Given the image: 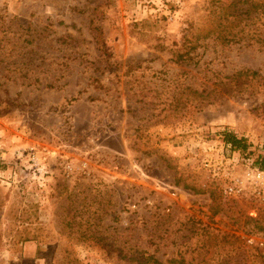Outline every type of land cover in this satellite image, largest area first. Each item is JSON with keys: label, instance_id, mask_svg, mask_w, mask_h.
I'll return each instance as SVG.
<instances>
[{"label": "rangeland", "instance_id": "1", "mask_svg": "<svg viewBox=\"0 0 264 264\" xmlns=\"http://www.w3.org/2000/svg\"><path fill=\"white\" fill-rule=\"evenodd\" d=\"M263 150L264 0H0V264H264Z\"/></svg>", "mask_w": 264, "mask_h": 264}, {"label": "built area", "instance_id": "2", "mask_svg": "<svg viewBox=\"0 0 264 264\" xmlns=\"http://www.w3.org/2000/svg\"><path fill=\"white\" fill-rule=\"evenodd\" d=\"M241 167L239 176L230 179V184L223 190L224 194L232 197L247 196L264 205V168L255 165L253 159L242 160ZM256 245L264 248L262 241Z\"/></svg>", "mask_w": 264, "mask_h": 264}, {"label": "trees", "instance_id": "3", "mask_svg": "<svg viewBox=\"0 0 264 264\" xmlns=\"http://www.w3.org/2000/svg\"><path fill=\"white\" fill-rule=\"evenodd\" d=\"M222 140L231 151L238 152L242 155L245 154L249 148V145L245 139L240 138L231 132L222 133ZM248 156L253 158L255 165L259 166L260 168H264V150L260 153H252Z\"/></svg>", "mask_w": 264, "mask_h": 264}, {"label": "crops", "instance_id": "4", "mask_svg": "<svg viewBox=\"0 0 264 264\" xmlns=\"http://www.w3.org/2000/svg\"><path fill=\"white\" fill-rule=\"evenodd\" d=\"M25 246H26V249H28V250L35 249V247L32 243H26Z\"/></svg>", "mask_w": 264, "mask_h": 264}]
</instances>
